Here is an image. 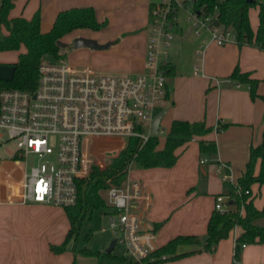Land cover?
<instances>
[{
	"label": "crops",
	"instance_id": "0c3cea01",
	"mask_svg": "<svg viewBox=\"0 0 264 264\" xmlns=\"http://www.w3.org/2000/svg\"><path fill=\"white\" fill-rule=\"evenodd\" d=\"M152 5L158 4L154 0H17L10 18L24 17L30 20L40 10L41 31L46 33L52 29L60 12L72 8L93 7L98 21L108 19L109 25L102 31L75 30L61 41L71 45L75 38L82 37L105 46L102 49L80 48L87 49L79 54L85 55V61L88 62L81 66H92L109 73L137 74L144 72L147 67ZM193 17L192 11L187 19L191 26H195L191 20ZM250 20L256 30V9L250 11ZM191 26L180 28V34L177 33L175 41V51L178 54L167 58L172 67V74L168 77L171 107L167 113L174 112L173 116L179 120H201L199 110L178 115L177 108L186 98L187 101H192L193 93L200 96L205 87L214 85L207 101L211 125L230 123V126L222 131H218L215 126V135H210L208 140L217 142L219 152L211 157L201 155L199 139L194 137L175 151L179 159L171 168L138 167L133 171L132 165V173L130 171L131 176L128 179L139 183L152 201L151 207L143 212V228L155 232L158 247L166 245L178 236L207 235L209 220L215 212L216 198L220 195L227 196L229 192L218 167L221 162L231 165L233 181L238 183L245 174L250 149L254 146L247 138L250 127L264 117L263 102L252 100L249 86L230 79V75L238 66L242 72L251 73L253 79L259 80L260 90L264 81V51L253 46H239L235 42L219 46L212 41L209 28L194 35ZM84 32L88 34H80ZM3 33L6 35V30ZM192 50L194 52L182 56V53ZM6 52L11 51H0V65L9 63L5 57ZM24 52L25 47L22 53ZM18 59L19 56L12 63V69ZM0 69L4 68L0 66ZM7 77L10 76H0V80ZM170 86L173 87V93ZM229 134L234 136L235 141L238 137L241 139L236 148L237 154L233 158L224 157L222 152V140ZM111 144L105 146L113 148ZM124 145L118 149H123ZM158 149L163 148L158 146ZM238 156L244 161V168L236 179L233 162L241 161L237 160ZM204 158H207L208 162L201 164ZM0 164L2 171L9 170L16 178L21 177L20 166L13 160L4 159ZM262 187L255 185L252 188L254 192L259 193L255 199V205L259 209L263 207L257 204L262 195ZM5 197L4 187L0 184V264H37L23 256L29 242L25 234L26 228L41 225L40 223L49 217L50 209L63 208L8 202ZM155 224L162 226L156 230ZM242 232V228L236 227L227 239L219 243L217 250L212 254L202 252L164 264H234L235 243ZM246 245V248L241 250L239 264H264V244Z\"/></svg>",
	"mask_w": 264,
	"mask_h": 264
},
{
	"label": "built area",
	"instance_id": "2783aa9c",
	"mask_svg": "<svg viewBox=\"0 0 264 264\" xmlns=\"http://www.w3.org/2000/svg\"><path fill=\"white\" fill-rule=\"evenodd\" d=\"M166 2L168 7L158 5L153 11L152 38L148 42L144 72L109 73L46 56L39 67L36 90L0 91V129H6L8 140L17 144V154L11 160L22 171L21 177L16 178L13 172L2 171L0 164L5 201L63 209L75 206L78 183L95 166L93 153L98 145H110L112 141V147L118 149L121 142L124 145L126 139L135 137L147 142L155 116L170 103L169 78L164 67L168 55L167 51H159L160 41L155 35L159 25V35L165 31L171 39L169 31L175 24L168 20V15L175 9L177 0ZM194 17L198 19L195 27L209 28L217 45L235 42L234 34L232 39L222 26H214L215 16L202 19L194 14ZM4 138L0 134V145L7 141ZM31 155L37 162L29 170L27 158ZM207 162L204 158L201 164ZM218 171L226 183L236 185L241 196L243 189L234 183L231 165L221 162ZM106 201L108 213L105 215L117 240L116 246H124L130 264H148L159 248L155 232L143 228V212L151 207V198L139 183L127 178L123 186L107 191ZM230 201L229 196H218L215 210L226 212ZM246 246L242 244L241 249ZM237 247L235 243L234 254Z\"/></svg>",
	"mask_w": 264,
	"mask_h": 264
},
{
	"label": "trees",
	"instance_id": "16d2710c",
	"mask_svg": "<svg viewBox=\"0 0 264 264\" xmlns=\"http://www.w3.org/2000/svg\"><path fill=\"white\" fill-rule=\"evenodd\" d=\"M16 1L0 0V51H19L24 46L26 52L21 53L18 61L13 65L12 77L0 80V91L4 89L36 90L42 59L46 56L54 60L63 58L58 45L59 41L75 30L100 31L108 25V20L98 21L93 7L72 8L60 12L52 29L43 33L40 10L30 20L24 17L10 18ZM184 4H190L198 18L215 16L224 30L234 32L237 45L253 46L264 51V0H185ZM157 6H151V16ZM174 7L175 9L168 15V20L173 25L176 24L174 17L177 15L176 5ZM252 9L258 12L256 30L253 29L250 20ZM152 19L153 17L151 21ZM1 27L5 28L6 35ZM164 67L169 77L172 74L170 63L167 61ZM230 79L239 84L248 85L253 100L259 97L264 99L257 93L259 80L253 79L251 73L242 72L237 66L230 75ZM168 95L170 98V92ZM229 126L230 123H219L217 129L222 131ZM214 129L208 127L204 121L175 120L163 149H158V135H151L145 143L141 138H129L119 156L114 158L106 168L94 166L90 175L79 181V197L76 205L65 208L70 223L66 240L62 246H54L52 249L63 252L68 243L79 235L87 218H92L95 213H108V204L102 193L112 187L123 186L133 164L144 169L171 168L179 159V155L175 153L178 148L186 145L196 136H206ZM199 150L201 155L211 157L218 152L217 142L201 139ZM259 162L261 166L257 173L256 166ZM237 185L242 187L243 195H238L236 185L230 186L227 196L233 201V205L224 213L215 210L209 220L205 237L178 236L159 247L151 255L153 260L149 259L148 264H164L202 252L212 254L217 250L219 243L227 239L236 227L242 228L243 232L236 240L238 251L234 255V264L240 262L242 244H264V206L261 209L257 208L252 195L254 185L264 186V135L261 144L251 147L245 174L239 179ZM246 191L249 193L246 194ZM161 226L162 224H155V229L158 230ZM82 253L86 256L93 255L88 250H82Z\"/></svg>",
	"mask_w": 264,
	"mask_h": 264
},
{
	"label": "rangeland",
	"instance_id": "374dc122",
	"mask_svg": "<svg viewBox=\"0 0 264 264\" xmlns=\"http://www.w3.org/2000/svg\"><path fill=\"white\" fill-rule=\"evenodd\" d=\"M154 1L159 6L163 5L164 8L169 6L166 5L169 4V2L168 3L166 2L168 0L166 1L154 0ZM184 1L185 0H177V5H176L177 23L169 31V34L171 35V39H168L165 31L163 32V35H159L160 26L157 25L158 30L155 35L160 41L159 51L161 53L167 51L168 57L169 56L174 57L175 54H178L177 51H175V41H176L177 33L180 34V28L191 26L190 22L189 21L187 22V19H189L190 14L193 11L192 10L193 7L190 4H184ZM106 20L108 19H104V21ZM191 20H193L192 24H194L198 19L193 17L191 18ZM108 25H109V20H108ZM191 28L193 30L194 35H197L196 33H199L201 32L202 29H205V27H201V25H199V27H195L193 25L191 26ZM1 29L3 32L5 31L4 27H1ZM149 32H150V28H149ZM228 32L232 37L234 32L232 30H229ZM80 34L85 35L88 33L84 32ZM212 37L213 35L211 34V39ZM151 38L152 35L150 32L149 40ZM167 42L170 43L169 47L166 46ZM233 42L234 41L231 40V42L226 43L224 46ZM23 49L24 46H22V49L20 51L6 52L5 57L7 58V60H9L8 61L9 63H4L0 65L2 68H4V69H0V76H10V77L3 78L2 80L12 77L14 70L12 69V63L16 61L15 59L18 58L20 53H22ZM84 50L87 49L76 50L73 48L71 44L67 48H61V53L63 54V58L70 64L75 66L76 65L81 66L83 64L88 63L87 61H85L86 60L84 58L85 55L79 54L80 51L83 53ZM192 52L194 51L192 50L186 53H182V56L185 57V55H188ZM261 85L262 88L258 90L257 93L260 96L264 97V81L261 83ZM170 88L172 89V93H173V87L170 86ZM213 89H214V85H210L207 88L205 87V89L203 90L200 96L197 93H193L194 97H192V101H187V98L182 100V102L177 108L178 115H186L187 113L189 114L199 110L202 116L201 120L199 121H204L208 127H213L216 129L218 125L216 126L215 125L216 123L214 125H211L212 121L211 119H209V112H208L209 108H207L208 97L211 95ZM255 100H260L261 102H263L264 105V99L262 97H259ZM173 113L174 112L172 111L166 113V115L161 121L160 130L158 133L159 146L161 148L165 147L166 138L171 129L172 123L175 120H179L173 116ZM215 129L209 134H207L205 137L196 136V138L199 139V141L201 139L208 140L210 138L209 137L210 135L213 134L215 135L216 132ZM0 134L4 135L5 136L4 139L7 140L2 145H0V160L13 159V157L17 154L18 151L17 144L13 140H8V134L6 129H0ZM263 135H264V117L261 119V121L251 125L250 133L247 138L250 141H252V144L255 146L263 142ZM233 139L234 136L229 134L228 136H225L224 139L222 140V152L224 157L233 158L237 154L236 148L239 144L238 142L241 139H239V137H238L239 140L237 139V141ZM121 145L122 142L119 146ZM121 150L122 149L119 150L115 148H109L106 147L105 145H98L96 152L93 153V157L95 159V166H99L103 169L106 168L114 158L119 156ZM237 160H241V161L233 162V168L236 172V179L241 174L244 168V161H242V159L239 156ZM27 162L30 170L32 165H34L37 162V158L31 155L27 158ZM260 166L261 165L259 162L256 166L257 173L260 171ZM132 169L133 171H136L138 169V166L136 164H133ZM132 169L130 170L131 173H132ZM131 173L129 176H131ZM230 186L231 184L227 183L226 189H229ZM102 195L105 199H107V191L103 192ZM252 195H254V204H255V199L256 197L259 196V193L253 191ZM257 204L259 207L264 206V186L262 187V195L258 198ZM65 213L66 212L64 209L61 210L50 209L49 217L46 218L43 222H41L40 223L41 225L30 227L31 229L26 228L27 231L25 232V234L29 242L27 244L28 249L23 252V256H25L30 261H34L37 264H130L129 258H127V256L125 255V248L122 244H118L110 254L106 253L107 249L110 247L111 242L115 239V236L109 228L110 227L109 220L105 214L95 213L92 216V218H87L80 229L79 235L73 238L68 243L66 249L63 252L54 251L52 247L54 246L60 247L63 245L70 228V223ZM82 250L91 251L93 255L86 256L82 253ZM168 262L171 263L172 261H168Z\"/></svg>",
	"mask_w": 264,
	"mask_h": 264
},
{
	"label": "water",
	"instance_id": "95a60500",
	"mask_svg": "<svg viewBox=\"0 0 264 264\" xmlns=\"http://www.w3.org/2000/svg\"><path fill=\"white\" fill-rule=\"evenodd\" d=\"M189 1H196V0H189ZM214 26L216 28H219L221 26V23L218 20L214 21ZM58 45L60 48H67L68 46H70L69 44H66L62 41L58 42ZM72 46L74 49H80V48H91V49H102L105 48V46L99 45L96 41L91 40V39H87V38H82V37H77L73 40ZM171 107V103L168 104V106L163 109L160 113H158L154 120H153V124L151 127V133L152 135H158L159 130H160V124L162 119L164 118V116L166 115L168 108ZM229 205H233V201L229 202ZM117 244V240L114 239L111 244L110 247L107 249L106 253H111L113 251V249L116 247Z\"/></svg>",
	"mask_w": 264,
	"mask_h": 264
}]
</instances>
